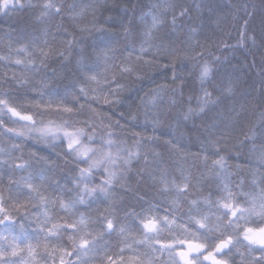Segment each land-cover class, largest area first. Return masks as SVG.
<instances>
[{
  "label": "clouds",
  "instance_id": "1",
  "mask_svg": "<svg viewBox=\"0 0 264 264\" xmlns=\"http://www.w3.org/2000/svg\"><path fill=\"white\" fill-rule=\"evenodd\" d=\"M25 16L0 224L36 236L0 232V264H264V0H0Z\"/></svg>",
  "mask_w": 264,
  "mask_h": 264
},
{
  "label": "trees",
  "instance_id": "2",
  "mask_svg": "<svg viewBox=\"0 0 264 264\" xmlns=\"http://www.w3.org/2000/svg\"><path fill=\"white\" fill-rule=\"evenodd\" d=\"M117 15H119V9L115 10ZM115 21H112L114 23ZM30 24H29V17L25 16L23 20H18L15 23H12L11 20L5 21L3 19H0V41H11L13 46L16 43H19L23 39L28 38L30 35ZM97 43L98 44H103L104 39H101L100 37H97ZM4 62L0 61V65H3ZM6 68H12L16 70H22L19 65L15 64H7L4 65ZM8 83L11 85L12 91L9 93L10 95H16L19 96L22 93L26 92L27 89L24 88L23 86L17 88L15 84H13L11 81H8ZM2 146V145H0ZM31 147H36V150L42 154L48 155L49 157L51 156V153H48L47 149L37 147L35 145H30ZM0 156L3 157H8L9 163L11 162L12 159L16 158L15 150H8L7 148L5 151L0 152ZM9 163H0V173H3L4 176H7L9 174L16 175L17 173L19 174H24L25 169L20 168V169H14V168H9ZM28 168L33 171V173H39L43 175H47L49 172V169L47 168L46 165H44L43 161L36 163L35 161L30 162L28 165ZM67 179L66 176H61V183H63ZM57 190H59V185L56 186ZM23 218H20L22 220ZM20 220L17 222H8L5 221L4 224H0V232H7L11 233L14 235H17L19 239L23 242L26 238H32L35 239L36 233L33 231V228L31 226L30 221H23L24 223V228L21 230L19 228V223ZM100 241H97L95 245H93V249L98 253L102 251V248L99 246ZM107 247V245H105ZM254 251H259V249H255ZM229 253H232V255L229 257L232 260H235L236 256L238 255L237 253L234 252L232 248L225 249L221 251L218 256L219 258L222 256H229ZM73 256L76 255V253L72 254ZM72 259V257H69ZM78 264V262H76ZM257 264H260L259 261H257Z\"/></svg>",
  "mask_w": 264,
  "mask_h": 264
},
{
  "label": "rangeland",
  "instance_id": "3",
  "mask_svg": "<svg viewBox=\"0 0 264 264\" xmlns=\"http://www.w3.org/2000/svg\"><path fill=\"white\" fill-rule=\"evenodd\" d=\"M219 253H220V252H217V253L215 254L217 258H219V256H218Z\"/></svg>",
  "mask_w": 264,
  "mask_h": 264
},
{
  "label": "snow or ice",
  "instance_id": "4",
  "mask_svg": "<svg viewBox=\"0 0 264 264\" xmlns=\"http://www.w3.org/2000/svg\"><path fill=\"white\" fill-rule=\"evenodd\" d=\"M249 231H253V230H249ZM212 259L215 261L216 258L215 257H212Z\"/></svg>",
  "mask_w": 264,
  "mask_h": 264
}]
</instances>
